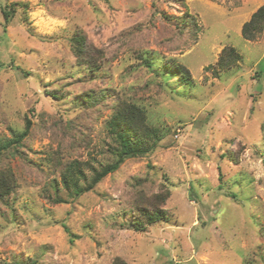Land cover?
I'll return each instance as SVG.
<instances>
[{"label":"rangeland","instance_id":"374dc122","mask_svg":"<svg viewBox=\"0 0 264 264\" xmlns=\"http://www.w3.org/2000/svg\"><path fill=\"white\" fill-rule=\"evenodd\" d=\"M262 5L0 0V171L16 179L0 264H264V30L242 35ZM78 32L101 50L98 71L78 62ZM227 47L240 60L221 69ZM126 104L159 131L156 149L74 196L63 171L78 160L91 177L115 159L109 121ZM163 189L167 220L133 230L136 197Z\"/></svg>","mask_w":264,"mask_h":264},{"label":"trees","instance_id":"16d2710c","mask_svg":"<svg viewBox=\"0 0 264 264\" xmlns=\"http://www.w3.org/2000/svg\"><path fill=\"white\" fill-rule=\"evenodd\" d=\"M3 13L7 18L9 15L8 10L3 11ZM263 30L264 5L260 6L252 14L250 20L243 24L242 35L246 39L253 40ZM72 47L80 64L87 66L91 71H98L102 52L92 47L83 33L78 32L72 38ZM239 60V52L234 47H227L223 49L217 63L219 68L226 69L236 65ZM178 71L183 82L191 83L188 68L178 64ZM31 125V121L28 119L24 130L16 133L12 138L4 142L2 147L9 148L10 146L21 144L28 136ZM109 131L112 141L110 152L115 156L112 162L100 165L99 168L89 166L92 171L91 177L81 168L82 163L78 160L70 162L63 171V186L74 196L78 197L91 190L105 176L115 172L128 158L146 156L153 152L160 140L159 131L146 122V118L138 108L129 106L128 104L120 105L115 109L109 121ZM15 187L16 179L13 172L11 170L0 171V202H3L5 197ZM56 187L58 188V186ZM170 194L169 189H163L154 194L150 199L145 196H137V203L133 207L134 210L131 214L130 223L132 229L137 232H143L154 223L167 220L168 211L163 205ZM262 232L264 234V227ZM22 264H36V262L32 261ZM112 264H126V262L117 257Z\"/></svg>","mask_w":264,"mask_h":264}]
</instances>
